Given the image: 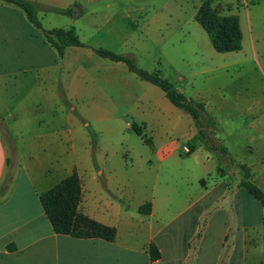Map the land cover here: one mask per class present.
<instances>
[{
  "label": "crops",
  "instance_id": "0c3cea01",
  "mask_svg": "<svg viewBox=\"0 0 264 264\" xmlns=\"http://www.w3.org/2000/svg\"><path fill=\"white\" fill-rule=\"evenodd\" d=\"M242 1L212 5L246 7ZM251 4L264 7V0ZM66 8L73 10L65 14L69 26L77 30L80 18L95 25L93 10ZM228 11L238 17L241 49L218 52L222 61L201 55L204 68L197 74L211 78L207 86L196 87L195 73L189 76V98L204 105L205 123L212 120L204 126L209 146L223 153L199 139L189 113L151 100L160 97L156 85L123 62L105 58L101 64L93 51L98 47L82 40L86 47L68 46L60 57L23 10L0 1V264H264V207L240 186L247 178L264 192V11L254 25L242 11ZM105 17L112 29L131 20L123 8ZM24 42L33 44L30 51L15 46ZM92 60L94 66H84ZM52 100L59 105L55 117L34 116ZM128 115L152 133L159 127L158 142L149 144L132 127L146 146H116L130 137ZM174 134L194 141L189 165H181L185 145L179 149L170 140ZM73 173L81 182L78 211L114 228L113 241L53 230L39 195ZM146 202L149 213H140ZM151 245L160 253L155 260Z\"/></svg>",
  "mask_w": 264,
  "mask_h": 264
},
{
  "label": "rangeland",
  "instance_id": "374dc122",
  "mask_svg": "<svg viewBox=\"0 0 264 264\" xmlns=\"http://www.w3.org/2000/svg\"><path fill=\"white\" fill-rule=\"evenodd\" d=\"M38 2L37 16L41 20L42 25L55 24L61 26L60 28H69V16L60 14L47 8L42 7H83L84 9L94 11L95 25L91 26L87 21L80 18L77 21L76 30L79 39L88 43L95 44L98 48L112 51L116 54L128 56L132 58L137 67L147 72H160V75L170 80L176 87L180 88V91L189 98L192 94V88L189 86V76L195 73L194 83L196 87H205L207 83L211 81V78H204L200 74H197L204 66L200 61L201 55L206 56L209 59L222 61L224 57L222 54L216 52L210 42V39L202 27L195 21L194 13L200 0H41ZM243 2V1H242ZM250 0H244L242 3L246 7H223L216 5L222 13L238 12L242 11L246 19H249L252 25L255 23L256 13L264 11V7H252ZM126 9L130 15V21L127 27H117L112 29L107 27L105 23V15H111L113 12ZM73 12V10H72ZM227 14V13H224ZM235 15V14H233ZM264 24V19L262 18ZM67 25V26H66ZM75 28V27H74ZM264 31V29H263ZM130 32V33H129ZM204 37V41L202 40ZM202 38V39H200ZM206 40V42H205ZM83 43V42H82ZM84 44V43H83ZM19 49L27 52L30 51V47L33 44L24 42L19 45H15ZM84 44L82 47H86ZM249 45H246L243 51H249ZM259 52L264 53V44ZM98 55V54H97ZM216 57V58H215ZM100 63L109 61L105 58L97 56ZM97 59V60H98ZM264 62V60H263ZM96 64V60L87 61L84 66L92 67ZM102 67V68H101ZM102 73H107L106 68L101 66ZM182 77V81L179 78ZM139 79V78H137ZM53 80H50L46 86L52 90ZM100 83V80H97ZM45 83V84H46ZM151 85L149 82H145ZM154 87V86H153ZM159 91L160 97L153 94L150 98L160 103L163 107V101L172 105L169 100L164 96L160 88L155 86ZM68 110V104L60 105ZM59 105H55L53 100L50 102V106L40 107L38 112H35L34 116L37 118H43L48 120L55 117V114ZM188 115L184 109H179ZM131 115L125 117V121H132L131 127L128 129L130 137L121 141L122 144H116L129 151L139 150L144 148L146 144L143 142L141 136L135 134L132 127H137L142 136H146L149 144H155L158 142V136H161V129L155 127L152 133L149 128H143L139 117H133ZM13 126V125H12ZM46 124L42 126L45 127ZM2 136L5 143L10 148V135L5 128L1 129ZM154 137V138H153ZM170 140L179 149L182 146L189 148V144L193 143L189 137L181 136L180 134L169 135ZM100 138V136L98 137ZM122 139V138H121ZM188 145V146H187ZM152 147V146H151ZM191 148H189L190 150ZM190 152V151H189ZM188 152V153H189ZM180 151V155L184 157L181 165L186 163L189 165V154ZM130 156H128L129 158ZM130 163V160L127 159ZM180 178L178 175L175 180L177 186H184L183 181L177 180ZM175 182V181H174ZM180 188V187H179Z\"/></svg>",
  "mask_w": 264,
  "mask_h": 264
},
{
  "label": "trees",
  "instance_id": "16d2710c",
  "mask_svg": "<svg viewBox=\"0 0 264 264\" xmlns=\"http://www.w3.org/2000/svg\"><path fill=\"white\" fill-rule=\"evenodd\" d=\"M24 11L27 19L39 30H41L45 40L55 48L60 57L63 56L68 46H84L74 27L45 29L41 20L37 16V4L32 0H0ZM255 0H252L253 2ZM48 10L60 14L70 15L71 8L59 9L49 7ZM195 20L207 33L210 42L217 52L238 51L242 46V33L239 26L238 17L233 14H224L217 7L212 5V0H202L196 10ZM96 54L113 61L123 62L127 68L135 73L139 78L158 86L167 99L176 107L184 109L193 118L198 137L210 148L218 150L220 147L209 146L204 131L205 125L212 124L208 119L205 123L204 105L202 102L185 95L168 79L161 76L158 71L147 72L136 66L134 60L128 56L116 54L112 51L93 48ZM138 134L141 132L137 127H133ZM223 153L225 149L221 147ZM249 194L261 201L264 207V192L254 185L247 178L240 182ZM81 194V182L76 173L60 180L47 191L39 195L41 206L49 219L53 230L59 234H69L74 237H99L108 241L115 239V229L94 221L88 216L80 213L77 209ZM140 213L146 214L150 211V202H146L138 207ZM150 257L155 260L160 257V253L154 245L150 246Z\"/></svg>",
  "mask_w": 264,
  "mask_h": 264
},
{
  "label": "built area",
  "instance_id": "2783aa9c",
  "mask_svg": "<svg viewBox=\"0 0 264 264\" xmlns=\"http://www.w3.org/2000/svg\"><path fill=\"white\" fill-rule=\"evenodd\" d=\"M243 2H244V1H243ZM183 151H184L185 153H188V152H189V148L186 147V146H184V147H183Z\"/></svg>",
  "mask_w": 264,
  "mask_h": 264
}]
</instances>
